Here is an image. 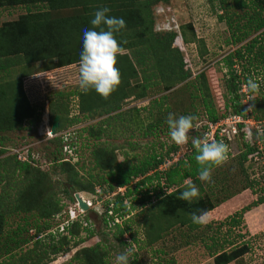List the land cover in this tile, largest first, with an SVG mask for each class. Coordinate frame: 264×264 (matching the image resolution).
Segmentation results:
<instances>
[{
	"label": "rangeland",
	"instance_id": "obj_1",
	"mask_svg": "<svg viewBox=\"0 0 264 264\" xmlns=\"http://www.w3.org/2000/svg\"><path fill=\"white\" fill-rule=\"evenodd\" d=\"M249 10L235 8L233 0H167L154 4L153 32L157 35L177 32L178 36L173 40L172 46L182 53L185 69L190 73L189 78L174 80V75H170L161 84L145 90V98L136 99L137 93L143 91L140 77H136L130 80L126 87L130 97L122 103L121 109L91 112L92 115H89L88 108L80 111L78 109L80 101L77 96L72 95L70 114L87 113L84 119L67 129L71 133L72 142H76L75 145L78 147V157L72 160L73 164L66 162L54 165L50 162L52 160L50 156L53 157L56 153H49L45 149L54 147L44 137L49 118L46 96L56 89L79 90L80 72L88 62L82 60L56 67L57 60L48 58L30 63L28 66L25 64L16 66L10 70L8 78L0 75L2 87L8 85L12 87L20 81L29 103L39 108L42 114L37 129H34L32 124L24 122L21 131L8 133L12 143H9V140L5 141V146L24 157L31 149L33 152L31 159L36 162L34 167L48 172L44 184L49 190L44 195L46 197L51 195V198L59 199L64 207L68 206L66 211L68 210L70 219L78 217L81 225L72 227L73 233L62 238L64 234H57L53 218L41 219L39 223L48 221L50 228H41L39 234H35L33 226L27 225L26 222L31 220L29 215H32L33 211L28 208L26 202L29 198L24 196L26 199L23 198L21 203L16 201L15 205L12 202L14 211L5 216V222L0 230V264H86L83 257L90 252L107 264H214L213 257L202 244L203 239H207L208 243V237L211 235L219 237L221 241H233L232 245L235 246L243 243L248 245L247 252L228 264H264V204L245 212L237 226H230V220L227 218L254 200L258 194L264 195V191L260 189L264 186V137H261V130H249L251 123H248L245 132L249 142L255 141L259 152L250 154L241 167L239 156L245 150V143L240 136L231 138L227 147L229 155H224L214 168L200 176L203 188L201 196L210 198L213 203L218 204L212 209L218 211L217 216H214L215 214L200 216L203 222L201 227L189 230L186 225L179 223L184 215H189L185 210L180 209L174 215L162 213L160 199L151 194L155 182L143 184L139 191L132 192L130 196L124 198L127 214L122 216L114 212L110 214L116 195L124 194L127 187L134 190L140 179L134 178L125 186H118L114 178L118 177L119 169L138 164L152 149L158 151L159 141L169 144L170 136H174L177 128L187 121L193 120L197 128L205 123L201 99L197 97L195 88L188 80H193L195 75L203 71L216 107L224 103L221 83L226 76V69L222 58L259 33L252 31L243 41H232L231 34L234 28L237 35L243 33V25L247 21ZM0 11L2 26L5 22L18 19L26 9L18 5L0 8ZM68 13L69 11H65L64 15ZM218 14L229 16L232 27L225 21L218 20ZM182 26L189 41L187 43L182 42L180 34ZM253 55L245 52L244 58L238 61L235 68L241 79L245 76L250 77L254 88V92L248 96L246 94L248 85L243 87L244 95H241L240 99L244 98V102L248 99H257L252 106L258 114L260 124L264 125V72L262 64L254 60ZM106 68L108 69L107 66ZM106 68L101 73H106ZM102 76L104 80H100L101 86L107 82L112 87H122L125 83V77L113 79V76L108 75L107 79V75ZM103 91L107 92L105 89ZM163 95L167 97L166 103L169 107L167 112L151 116L142 110L136 112L134 107H141L150 99H158ZM14 101L12 102L14 106L20 104ZM127 109H133L129 121L126 120ZM155 123H159L160 126L156 131L157 138L153 135L146 137L144 132L147 131V125ZM89 125L102 136L96 140L88 138L85 131L81 132ZM134 143L136 146H131ZM182 144L175 159H180L188 150L184 145L185 139ZM63 156L61 154V157ZM164 163L162 168L168 167L170 159ZM247 179H253L258 183L257 194L249 188L244 189ZM186 181L188 183L190 180ZM109 183L113 186L112 189H109ZM187 187L198 191L195 182H190ZM16 189V187L13 189V194L16 193ZM146 190L150 192L148 193L150 196L141 203L137 199L147 197L144 194ZM76 192L82 195L86 203H90L87 209L80 211V216L72 215V211L77 210L75 209L77 200L74 197ZM234 196H237V200L228 201ZM107 201L109 204L105 216ZM221 206L223 208H220ZM58 215H63L64 218L66 214L62 211ZM111 215L114 219H111ZM33 218L35 217L32 215ZM114 223L120 227H127L121 238L116 236L117 227ZM18 225L24 229L15 231ZM51 233L54 237H49ZM11 237L19 241L17 246ZM222 245L225 250L232 247L226 243ZM52 248L59 251L53 254ZM91 248L95 250L91 251Z\"/></svg>",
	"mask_w": 264,
	"mask_h": 264
},
{
	"label": "trees",
	"instance_id": "obj_2",
	"mask_svg": "<svg viewBox=\"0 0 264 264\" xmlns=\"http://www.w3.org/2000/svg\"><path fill=\"white\" fill-rule=\"evenodd\" d=\"M166 1L0 0V8L21 5L26 9V12L21 14L18 19L5 22L0 26V75L8 78L10 77V70L14 67L24 64L28 66L30 63L44 61L48 58L57 60L56 67L82 60L88 62L80 72L79 90L56 89L50 91L46 96L49 118L45 132L48 128L52 136L47 137V134L44 133V137L54 147L52 149L45 147V149L49 153H56L53 154V157L50 156L52 164L72 163V161L64 160L66 155L63 154V147L65 145L72 148L73 153L78 157V147L75 145L76 142H72L71 133L67 129L79 123L81 119L86 117L87 113L70 114L72 95L77 96L80 101L78 109L82 111L81 109L88 108L90 115L91 112H109L121 109L122 103L130 97L126 87L130 80L136 77H140L143 90L137 93L136 99L145 98V90L161 84L170 75H174V80L189 78L190 73L185 69L182 53L172 46L173 40L178 36L177 32L171 31L163 35H157L153 32L152 6ZM233 3L235 8L250 9V13L243 25V33L237 35L235 28L232 30V41H243L252 31L259 33L222 58L223 66L226 69V76L221 83L224 103L219 105V109L216 107L203 71L195 75L193 80H188L195 88L197 97L201 99L206 118L204 125L197 128V124L193 120L187 121L177 128L174 136H170L169 141L167 140L169 144L159 141L160 148L158 151L152 149L138 164L119 169L118 177L114 178L118 186H125L134 178L140 179L137 181L134 190L127 187L123 195H116L115 201L111 202L113 205L110 214L113 212L120 216L127 214L128 209L123 203L124 198L130 196L132 192L139 191V187L143 184H151L152 182H155V186L152 188L151 194L160 199L162 213L174 215L180 209L185 210L186 214L189 213V215H184L179 223L186 225L189 230L201 227L200 216L218 205L213 203L210 198L201 196L203 188L200 183V176L214 168L224 155H229L227 153L229 140L224 139L219 142L217 139L215 144L203 145L198 139L203 135L201 129L207 127V122H216L229 114L240 115L242 118L248 116L259 124L261 122L252 106L257 99H248L246 102L243 101L244 98L240 99L241 95H244L242 93L243 87L248 85V92L246 93L248 96L254 92V88L251 85L250 77L245 76L244 79L239 77L235 65L244 58L245 52L248 55L253 53L254 60L262 64L264 72V14H262L264 0H233ZM65 11H69V13L64 15ZM217 17L218 20L225 21L229 27H232L229 16L218 14ZM180 34L183 43L189 42L184 26L180 27ZM124 50L126 52H121ZM105 68L106 73L104 74L107 75V79L108 75L113 76V79L125 77L124 85L112 87L106 82L101 86L100 80H104L102 76L104 74L101 72ZM103 89L107 92H104ZM248 96L246 97L248 98ZM14 100L20 104L14 106L12 103ZM166 100L167 97L163 95L158 99H150L147 104L141 107L134 108L136 112L142 110L150 116L163 114L169 110ZM85 101L86 103H84ZM133 109L125 111L127 112L126 116L128 115L125 116L127 121H129ZM247 111L249 112L248 115H246ZM122 115L124 116V114ZM41 116V110L29 103L20 81L12 87L0 85V230L5 222V216L14 211L12 202L16 205V201L21 203L23 198L28 197L26 202L29 205L28 208L33 211L32 215L35 218L32 219V215H29L31 220L26 222L27 225L33 226L35 234H39L41 228H50L48 221L39 223V220L53 218L57 234H64L62 238H65L73 233L72 227H81L80 219H73L64 226L63 230H59L62 216L57 222V215L64 210L66 211L68 206L64 207L59 199L51 198V195L49 197L44 195L49 190L44 184V180L48 178V172L39 170V167H34L36 162L31 159L33 154L31 149L28 150L26 159H22V156L19 158L18 152L11 151V148L5 146V141L9 140V143H12L8 133L21 131L24 128V122L32 124L33 128L37 129ZM159 123L147 125V131L144 132L146 137L153 135L154 138H157L156 131L160 128ZM239 125L242 126V123ZM261 126L263 127L261 137H264V125ZM251 129L255 131L254 128L251 127ZM84 131L88 138L97 140L102 136L100 132H95L91 125L81 130V132ZM65 133H68L67 138ZM239 136L245 143V150L239 156V164L243 167L248 156L259 151H257L258 146L255 145V141L249 142L244 132H241L237 137ZM178 137L186 139L184 145L188 151L166 169L159 170V165L166 160H171L172 155L178 153L180 147L183 146V144L176 143ZM131 146H136V144ZM61 154L64 156L61 157ZM34 169L35 171H33ZM242 170L245 171L244 168ZM187 179L190 180L188 183H186ZM247 180L244 189L249 188L257 194L256 185L258 186V183L253 179ZM190 182H195L198 185L197 192L187 187ZM108 186L109 189L113 188L110 183ZM15 187L17 188L16 193L13 194ZM169 189L171 191H168ZM260 189L264 191V186ZM148 193L150 192L146 190L144 194L147 197L142 196L137 200L143 203L145 198L150 196ZM69 198L73 200L72 197ZM108 204L109 201L106 202L105 216H107ZM261 204H264V195L258 194L250 203L227 216L230 220V226H237L245 212ZM65 214V217L68 218L69 215ZM110 217L114 219L113 215ZM114 225L117 227L116 236L121 238L127 227H120L117 223ZM23 229L22 226L18 225L15 231H22ZM49 237H54V235L51 233ZM208 238L209 242L206 243L207 239H203L202 244L207 249L208 254L213 257L214 264H228L248 251L246 243L235 246L232 245L233 241H221L219 237L214 235ZM11 240L16 243V246L18 245L17 239L11 237ZM224 243L232 245V247L225 250L222 245ZM90 250L94 251L95 248ZM58 251L57 248L51 249L53 254ZM85 256L83 259L86 264H107L92 252Z\"/></svg>",
	"mask_w": 264,
	"mask_h": 264
},
{
	"label": "built area",
	"instance_id": "obj_3",
	"mask_svg": "<svg viewBox=\"0 0 264 264\" xmlns=\"http://www.w3.org/2000/svg\"><path fill=\"white\" fill-rule=\"evenodd\" d=\"M248 111L246 112V115H248ZM242 123V126H240L239 124ZM248 123H251V125H249ZM207 127L205 129H201V131H203V135L198 138L200 143L203 145L206 144H215L217 142V139L219 140V142H222L224 139L230 140L231 138H235L237 137L241 132H244L246 136L247 133L245 132L247 129L246 126L249 125V130H251V127L254 128V130L258 131L261 130V132H263V127L256 122L255 120H253L250 117H246V118H242L240 115H236V114H229L228 116L219 119L216 122H207ZM204 125V124H203ZM183 132H185V130H183ZM46 134L47 137H51L52 133L51 131L47 128L46 130ZM68 133H65V137L67 138ZM185 138L183 137H178L176 139V143L177 144H182L183 140ZM182 142H181V141ZM185 143H186V139H185ZM187 149V147H186ZM188 151V150H187ZM63 154H65V158L64 160H69L72 161L74 159H76V155L73 153L72 148H70L68 145H65L63 147ZM179 153H175V154H171L172 155V159L173 162L178 160V158L175 159V156H177ZM19 158H21V155H19ZM22 159H26L24 156H22ZM171 160L169 165L171 164ZM166 162V161H165ZM165 163L159 165L158 169L159 170H163L166 168H162V165H164ZM168 191H171L170 189ZM80 195V193H79ZM121 195H123V193H121ZM80 197L82 198V195H80ZM75 206L77 210H79V212H77V210L72 211V215L73 216H80L79 214L83 211V209L79 206L78 202L75 203ZM88 206H90V203H88ZM81 211V212H80ZM64 213L67 212V214L69 215L68 218L64 217L62 218V222L59 223V228L60 230L64 229V226L67 225L70 221H72L73 219H70V214L67 211H63ZM63 217V215H62ZM60 215H57V222L60 219ZM74 219H79L78 217H74ZM85 224V222H84Z\"/></svg>",
	"mask_w": 264,
	"mask_h": 264
},
{
	"label": "water",
	"instance_id": "obj_4",
	"mask_svg": "<svg viewBox=\"0 0 264 264\" xmlns=\"http://www.w3.org/2000/svg\"><path fill=\"white\" fill-rule=\"evenodd\" d=\"M74 197L76 198V200H77L79 206H80L82 209H87V208H88V204H87L84 200H82V198L80 197V195H79L78 192H76V193L74 194Z\"/></svg>",
	"mask_w": 264,
	"mask_h": 264
},
{
	"label": "crops",
	"instance_id": "obj_5",
	"mask_svg": "<svg viewBox=\"0 0 264 264\" xmlns=\"http://www.w3.org/2000/svg\"><path fill=\"white\" fill-rule=\"evenodd\" d=\"M230 200H237V196H234V197L228 199V201H230ZM222 205H223V204H222ZM220 208H223V206H221ZM211 211H212V210H211ZM217 212H218V211L215 209V210L212 211V212H210V211L207 212L206 215H207V216H213V215L215 214L214 216H217ZM204 215H205V214H204ZM224 216H226V215H224ZM201 221H202V219H201ZM202 223H203V222H202Z\"/></svg>",
	"mask_w": 264,
	"mask_h": 264
},
{
	"label": "bare ground",
	"instance_id": "obj_6",
	"mask_svg": "<svg viewBox=\"0 0 264 264\" xmlns=\"http://www.w3.org/2000/svg\"><path fill=\"white\" fill-rule=\"evenodd\" d=\"M82 200H84V199H82ZM85 201V200H84ZM88 204V203H87Z\"/></svg>",
	"mask_w": 264,
	"mask_h": 264
}]
</instances>
